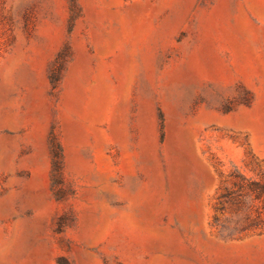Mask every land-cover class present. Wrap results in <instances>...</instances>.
Instances as JSON below:
<instances>
[{
	"label": "rangeland",
	"instance_id": "374dc122",
	"mask_svg": "<svg viewBox=\"0 0 264 264\" xmlns=\"http://www.w3.org/2000/svg\"><path fill=\"white\" fill-rule=\"evenodd\" d=\"M251 181L264 0H0V264H264Z\"/></svg>",
	"mask_w": 264,
	"mask_h": 264
},
{
	"label": "trees",
	"instance_id": "16d2710c",
	"mask_svg": "<svg viewBox=\"0 0 264 264\" xmlns=\"http://www.w3.org/2000/svg\"><path fill=\"white\" fill-rule=\"evenodd\" d=\"M52 83L54 86L58 84V81L60 79V69L55 68L52 75H51ZM164 127L163 122H162V128ZM163 134V133H162ZM52 146H53V154H54V176H57L59 174V171L62 167V160H61V151L59 148V145L55 142V139H52ZM249 187L251 186L255 192L258 198L263 196L264 194V183H260L258 181H251L250 183L247 184Z\"/></svg>",
	"mask_w": 264,
	"mask_h": 264
}]
</instances>
